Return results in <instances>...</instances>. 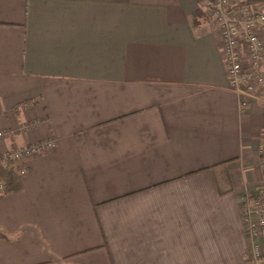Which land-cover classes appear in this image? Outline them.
I'll list each match as a JSON object with an SVG mask.
<instances>
[{"label": "crops", "instance_id": "obj_1", "mask_svg": "<svg viewBox=\"0 0 264 264\" xmlns=\"http://www.w3.org/2000/svg\"><path fill=\"white\" fill-rule=\"evenodd\" d=\"M0 264H249L264 103L201 0H0ZM221 184V185H220Z\"/></svg>", "mask_w": 264, "mask_h": 264}, {"label": "built area", "instance_id": "obj_2", "mask_svg": "<svg viewBox=\"0 0 264 264\" xmlns=\"http://www.w3.org/2000/svg\"><path fill=\"white\" fill-rule=\"evenodd\" d=\"M207 16L220 30L225 52L228 83L240 97L264 103V0H201ZM0 132V139L7 136ZM55 147L52 140L23 146L0 156V165L17 163ZM3 183L0 182V192ZM242 219L250 241L249 264H264V186L256 193L246 190L242 198Z\"/></svg>", "mask_w": 264, "mask_h": 264}, {"label": "trees", "instance_id": "obj_3", "mask_svg": "<svg viewBox=\"0 0 264 264\" xmlns=\"http://www.w3.org/2000/svg\"><path fill=\"white\" fill-rule=\"evenodd\" d=\"M0 182L3 183V190L0 192V198L5 194L16 192L20 189L18 175L11 168L10 162L5 166L0 165ZM0 239H8V236L0 232Z\"/></svg>", "mask_w": 264, "mask_h": 264}]
</instances>
